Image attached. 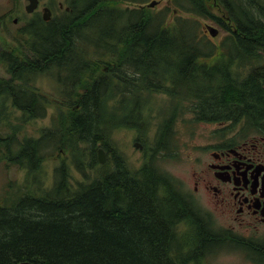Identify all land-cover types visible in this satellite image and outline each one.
<instances>
[{
	"label": "trees",
	"instance_id": "1",
	"mask_svg": "<svg viewBox=\"0 0 264 264\" xmlns=\"http://www.w3.org/2000/svg\"><path fill=\"white\" fill-rule=\"evenodd\" d=\"M122 1L76 0L59 19L34 21L32 28L27 27L19 41L25 46L23 51L0 55L8 74L0 76V96L11 95L16 107L35 117L45 116L48 102L32 83L36 75L51 72L58 83L51 102L58 114L55 123L40 138L20 142L17 163L38 169L45 160H54V150L60 156L67 151L75 158L59 166L52 188L58 192L56 196L47 197L49 189L38 193L37 188H31L37 196L22 194L12 198L16 206L0 207V264H17L15 260L36 264H196L203 256L187 259L188 242L199 253L212 241V234L201 222L195 230L191 225L176 229L180 223L187 224L186 216L196 217L189 214L176 179L155 170L152 152L148 163L155 169L147 163L132 171L123 155L114 151L113 166L104 167L89 182L84 168L97 163V142L103 144L105 129L111 126H99L103 122L101 102L111 90L117 94L121 77L134 78L138 84L130 85L129 80L120 83L126 87L123 105L128 93L137 94L135 90L141 88L177 96L171 114L185 94L197 105L200 119L210 120L223 112L232 118H237L236 112L264 118V0H202L197 8L194 0H174L193 15L213 16L208 4L226 12L231 23L217 45L220 52L195 15L169 19L165 14L122 7ZM220 22L226 24L224 19ZM228 47L233 52L222 51ZM213 55L211 62L208 58ZM222 58L228 62L220 61ZM231 63L243 69L242 75L229 74ZM101 65L109 66L111 74L102 72ZM110 79L115 85H110ZM214 111L223 112L214 116ZM57 133L52 153L47 152ZM89 135L100 138L93 139L92 146H79L86 139L91 143ZM13 139L16 141L3 137L6 144L2 146L8 148ZM108 149L117 151V146ZM66 164H72L80 177ZM37 187L41 188L39 179ZM180 238L183 247L176 250L173 244ZM218 238L221 235L214 233V242ZM222 246L214 245V254Z\"/></svg>",
	"mask_w": 264,
	"mask_h": 264
},
{
	"label": "rangeland",
	"instance_id": "2",
	"mask_svg": "<svg viewBox=\"0 0 264 264\" xmlns=\"http://www.w3.org/2000/svg\"><path fill=\"white\" fill-rule=\"evenodd\" d=\"M25 1V0H24ZM47 0H41V4L46 3ZM52 5L50 8L53 12L52 19H59V15H62L66 10L64 8L61 10L59 7V2H64L66 5L70 0H52ZM124 2H120L122 7L131 8L136 7V5H132L133 3L139 1L151 2L153 0H123ZM159 3L150 7V12L157 16H162L163 14L171 15L173 10V4L169 3L167 0H158ZM212 2V0H210ZM38 6V11L41 12L42 6ZM76 4V1H75ZM211 13L217 16H221L223 10L219 7H213L208 4ZM165 7H169L168 10L164 9ZM15 8L17 10V5H15L14 0H0V19H4L6 14L10 13L11 9ZM166 11V13L164 12ZM21 18V22L19 24L20 27L24 26L29 20L34 17H27V13L24 8L22 11L17 12ZM183 14V13H182ZM186 15V14H185ZM40 16V15H39ZM136 17H134L135 19ZM170 19L171 16H168ZM202 25L211 24L215 26L219 33L216 37H214L215 49L217 45L221 43L224 39L226 33L222 32L223 29L219 24V21L212 19L209 17H201L198 18ZM35 21V20H34ZM215 22V23H214ZM224 22H226L225 26H230L228 23H231L227 17L224 18ZM10 21L7 23L0 24V54L1 57H4V54L8 52H16L23 51L25 46H22L20 42L17 40L15 42L12 37L15 35V25L11 24ZM27 27L32 28L27 25ZM26 27V28H27ZM203 30V29H202ZM203 33L206 37L209 34ZM26 34V31H25ZM23 35V37L25 36ZM9 45L11 47H15V50H10ZM220 52V51H218ZM0 57V76L5 77L8 74L5 71L3 62ZM223 57V56H222ZM222 62H228V60L221 59ZM232 66L228 67L229 74L233 77H238L242 75L243 69H237V65L231 63ZM111 74V71L108 72ZM110 85H115L114 80L110 79ZM32 83L40 88L41 92H43L47 97V111L44 117L38 118L32 115L31 112L23 111L20 108L16 107L13 104L11 95L0 96V207L8 209V206H16L11 203L14 198L19 195L23 196H37L38 194L34 192H30L31 188H37L38 193H44L47 189L49 192L47 197L56 196L52 192V188L55 186L57 181V172L58 169L61 171V164H67L74 162L75 158L69 152L65 151L64 154L60 156L58 150H54L55 155L52 160H45L47 162L42 163L38 169H34L32 167H27L25 163H17V152L19 147L21 146V141L27 138H40L43 132L46 129L51 128L52 124L55 123L56 118L58 117L57 111H55L54 106L51 105L52 98L54 99L53 94L56 93L58 89V83L53 78L52 73H41L37 74ZM126 87L124 84L118 83V92L116 94V90H111L109 94L102 100L103 103L100 106V115L102 117V124L99 123V126L103 127L106 123L111 124L109 128L105 129L106 136L103 142V146L100 141L98 143L96 149H103V158L104 163H100L98 161V154L96 156L97 163L94 164L92 168H84V171L90 175L89 181H91L94 177L98 175V172L104 167L111 168L113 166L111 151L114 153L122 154L125 157L128 167L132 171L140 170L144 165L149 162V156L152 152V156L155 157V163L157 165V169H155L151 163H148L151 167H153L158 172H167L172 177L176 179L180 183V187L183 186L185 189L187 188L186 182L189 181L191 184V169L193 167V154L191 153V149L189 146L204 144L203 136L208 131V124H205L203 121L195 120V116L189 113L188 107L186 111L181 108H177L174 114V122L173 127L171 129V133L176 137V142L171 151H165L163 155L158 149H154L156 143V133L158 127L162 124L164 119L168 120L171 118V112L173 107L177 103V96H170L165 91H150L146 89H136L137 94L128 93L126 95V101L123 105L120 102ZM65 99L67 96L64 97ZM44 99V101H46ZM185 98L182 101V105ZM187 106L191 103L188 99L185 100ZM138 104V105H137ZM130 105H133V112L130 111ZM123 107V109H122ZM76 109L80 111L81 107L79 104L76 105ZM141 113L142 118L138 115ZM239 112L233 113L237 115ZM193 118V119H192ZM241 118V117H240ZM136 121L135 125L127 126L121 125V121L125 122ZM208 120V119H203ZM146 121L147 125L144 126L143 122ZM3 137H13L16 138L11 142V145L6 148L2 146L1 143L6 144V141L2 140ZM69 134L67 133V138ZM136 137H140L143 140V150H139L137 147L133 146V142L135 140H139ZM66 138V139H67ZM91 139V143L88 139L86 141H82L79 143V146H89L88 144L93 145L92 140L100 138L97 135L88 136ZM51 142L48 144L46 151L50 152L54 143L58 140V133L54 136L53 139H50ZM99 140V139H98ZM101 140V141H102ZM141 141V140H139ZM142 142V141H141ZM19 144V145H18ZM117 146V151L114 149L105 150L107 146ZM148 145V146H145ZM82 150V149H81ZM89 151V150H88ZM153 151H156L153 155ZM50 152V153H52ZM98 153V152H97ZM66 164V167H68ZM103 164V166H101ZM68 168H70L73 175L80 177L78 171L71 164ZM162 175V174H161ZM38 179L41 185V188H38ZM187 190V189H186ZM13 198V199H12ZM217 218L216 226L226 224V219L224 216L220 214V211L217 210L214 213V218ZM180 224L176 227L178 229ZM189 224L179 228L185 229ZM239 234L244 233L242 231H236ZM240 236V235H239ZM246 238H255V237H246ZM190 239V236L186 238V241ZM185 241V242H186ZM184 240L180 238L179 241L174 243V249L180 250V247H183ZM172 246V247H173ZM225 248L217 253L214 252L210 256L203 257L196 264H254L251 262L242 250H240L237 246L231 244L230 242L225 243ZM192 249L190 242L187 244V249ZM192 253V251H189Z\"/></svg>",
	"mask_w": 264,
	"mask_h": 264
},
{
	"label": "flooded vegetation",
	"instance_id": "3",
	"mask_svg": "<svg viewBox=\"0 0 264 264\" xmlns=\"http://www.w3.org/2000/svg\"><path fill=\"white\" fill-rule=\"evenodd\" d=\"M75 1L70 0L67 5L64 2H59V7L61 10L64 7V10H68L71 5L75 4ZM167 1L173 4V10L171 15H168L165 10L164 12L172 19L177 16H189L188 19H191L194 15L195 19L203 17L201 14H187L180 6L175 4L174 0ZM194 1L197 8L202 0ZM52 2V0H47L46 3L41 4V0H38L37 7L31 12H27L28 0H14L17 10L12 8L4 19H0V24L7 23L11 18V24L15 25L16 32L12 39L15 42L20 41L23 39L27 25L32 26L34 20L39 23L41 20L48 22L52 19L53 12L50 8ZM40 4L43 5L41 12L38 11ZM134 4L136 7L131 8L142 9L144 13L150 11L151 6H148L146 1H139L132 5ZM44 7H48L51 11L50 20L43 19L42 11ZM23 8L27 13V17L33 16L34 18L20 27L21 18L17 12L22 11ZM164 9L168 10L169 7ZM212 15L210 17L214 19V14L212 13ZM215 16L221 28L226 29L227 27L220 22V19L225 18V15ZM181 19L184 20L185 18ZM203 31L208 34L204 29V25ZM207 37L214 41V36L210 37L208 35ZM9 49L15 50V47L9 45ZM234 50L240 51L239 49ZM222 51L233 52V49L228 47ZM208 59L212 62L214 55ZM101 71L107 73L109 66L102 67L101 65ZM126 80L131 82L130 85H138L134 83V78H119L120 83ZM262 87L264 88V84H262ZM182 93L184 94V89ZM184 96L186 100L187 97L185 94ZM122 99L123 96L120 102H122ZM183 99L181 98L179 108L186 111L188 107L189 113L195 116L196 121L201 120L208 124V131L203 136L204 144L189 146L193 154V167L190 172L191 184L189 181L186 182V190L183 186L180 187V183L177 181V187L181 190L180 194L185 199L189 214L193 213L196 217L195 219L189 215L184 220L187 224L193 226L194 230L195 225L198 227V222H201L212 234L211 243L204 247L200 254L204 257V255L214 252V245H224L230 242L242 250L253 263L264 264V118H252L240 115V113L237 114V118H232L228 115V112L214 111V116L219 112H223V115H216L217 117L210 120H203L197 117L200 110L194 101L187 106L185 100L182 105ZM130 111L133 112V105H130ZM174 114H171L170 119H164L157 129V139L152 150L158 149L163 155L166 154H164L165 151H171V148L176 145L177 139L170 132L173 127ZM138 115L142 118L141 113H138ZM127 121H121V125L131 126L136 124L135 120L132 122ZM143 125L146 126L147 122L144 121ZM136 138L142 142L135 140L133 146L143 150V140L140 137ZM101 145L103 146L102 143ZM143 152L145 153V150ZM217 210L226 219V224L216 226L217 218H214V213ZM184 220L183 222H185ZM185 225V223H180L181 227ZM236 231H242L243 233L247 231V233L239 234ZM214 233L221 235V238H218L215 242ZM223 249H225L224 246H222ZM15 261L16 263L20 262V260Z\"/></svg>",
	"mask_w": 264,
	"mask_h": 264
},
{
	"label": "water",
	"instance_id": "4",
	"mask_svg": "<svg viewBox=\"0 0 264 264\" xmlns=\"http://www.w3.org/2000/svg\"><path fill=\"white\" fill-rule=\"evenodd\" d=\"M157 2L156 1H152L149 3L150 6H154ZM38 5V0H28V4L26 6V11L27 12H31L33 11ZM51 17V13L48 7H44L43 8V19L48 20ZM207 30L209 31V33L212 36H216V34L218 33V29L212 25H207ZM98 160L99 162H104V158H103V149L99 148L98 151ZM19 264H36L34 262L31 261H23Z\"/></svg>",
	"mask_w": 264,
	"mask_h": 264
},
{
	"label": "bare ground",
	"instance_id": "5",
	"mask_svg": "<svg viewBox=\"0 0 264 264\" xmlns=\"http://www.w3.org/2000/svg\"><path fill=\"white\" fill-rule=\"evenodd\" d=\"M173 245H174V244H173ZM190 250L192 251V253L189 252ZM190 250H186V251H185V254H186V258H187V259H198V258L201 257L200 252H199V253H196V252H194L193 249H190Z\"/></svg>",
	"mask_w": 264,
	"mask_h": 264
}]
</instances>
